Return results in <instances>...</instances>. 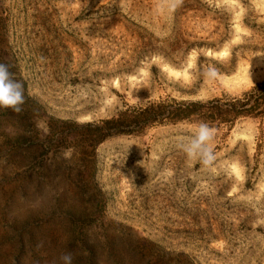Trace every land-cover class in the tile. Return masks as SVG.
Segmentation results:
<instances>
[{"label": "rangeland", "instance_id": "374dc122", "mask_svg": "<svg viewBox=\"0 0 264 264\" xmlns=\"http://www.w3.org/2000/svg\"><path fill=\"white\" fill-rule=\"evenodd\" d=\"M0 62V264H264V113L206 120L264 83V0H0Z\"/></svg>", "mask_w": 264, "mask_h": 264}, {"label": "clouds", "instance_id": "9594fccd", "mask_svg": "<svg viewBox=\"0 0 264 264\" xmlns=\"http://www.w3.org/2000/svg\"><path fill=\"white\" fill-rule=\"evenodd\" d=\"M175 2L178 5L181 0H175ZM10 69V64L0 62V107L11 108L19 113L23 111V105L26 102L24 85L21 81L14 79ZM204 74L208 79H215L218 76L214 66H209ZM215 135V128L202 121L196 126L195 133L187 141L179 143L178 148L189 160H198L202 166L210 167L216 160L212 143ZM59 259L61 264H72L73 254L62 253Z\"/></svg>", "mask_w": 264, "mask_h": 264}, {"label": "trees", "instance_id": "16d2710c", "mask_svg": "<svg viewBox=\"0 0 264 264\" xmlns=\"http://www.w3.org/2000/svg\"><path fill=\"white\" fill-rule=\"evenodd\" d=\"M216 114H211L206 120L219 124L232 123L239 116L255 117L264 113V83L256 85L249 93L244 94L241 100H231V102L220 105L215 101ZM248 107V108H245ZM209 114V115H210Z\"/></svg>", "mask_w": 264, "mask_h": 264}]
</instances>
